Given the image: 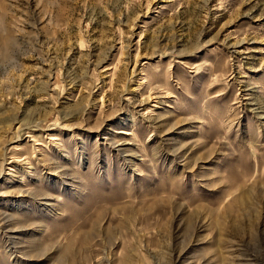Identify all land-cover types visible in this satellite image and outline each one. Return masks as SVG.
<instances>
[{
	"label": "rangeland",
	"instance_id": "1",
	"mask_svg": "<svg viewBox=\"0 0 264 264\" xmlns=\"http://www.w3.org/2000/svg\"><path fill=\"white\" fill-rule=\"evenodd\" d=\"M0 264H264V0H0Z\"/></svg>",
	"mask_w": 264,
	"mask_h": 264
}]
</instances>
